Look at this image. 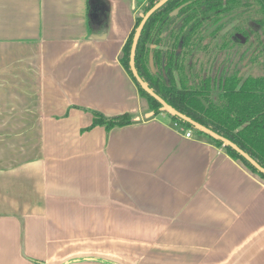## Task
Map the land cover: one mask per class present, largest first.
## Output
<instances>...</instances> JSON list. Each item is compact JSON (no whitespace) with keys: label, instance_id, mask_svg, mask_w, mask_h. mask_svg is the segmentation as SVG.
I'll list each match as a JSON object with an SVG mask.
<instances>
[{"label":"crops","instance_id":"0c3cea01","mask_svg":"<svg viewBox=\"0 0 264 264\" xmlns=\"http://www.w3.org/2000/svg\"><path fill=\"white\" fill-rule=\"evenodd\" d=\"M144 5L0 0V264H264V181L121 64Z\"/></svg>","mask_w":264,"mask_h":264},{"label":"trees","instance_id":"16d2710c","mask_svg":"<svg viewBox=\"0 0 264 264\" xmlns=\"http://www.w3.org/2000/svg\"><path fill=\"white\" fill-rule=\"evenodd\" d=\"M158 1L145 0L143 14ZM181 6L183 7L178 15L170 17L169 14ZM210 14L212 23L204 24L201 17ZM231 14H235V17L219 26L212 35L218 34L232 21L240 20L227 32L220 44L225 47L232 46L233 42L229 37L234 33L246 37L254 35L257 44H260V49L257 50L254 48L253 39L250 41L251 48L258 51V55H253L251 59L255 61L259 55H264V0H169L146 22L136 47L135 68L147 86L168 105L228 139L264 168V75H250L242 81V76H238L237 70L231 73L219 71L213 69L211 64V69L208 70L205 66L199 68L197 60H191L199 41L206 36V27ZM141 18L142 16L136 19L134 28L123 46L121 64L135 84L140 97L146 100L148 109L154 116L165 113L177 124L208 138L215 146L222 147L230 158L264 181V175L233 149L223 146L219 140L163 111L162 106L140 88L131 74L129 55L133 35ZM176 20H181V25L173 30ZM248 22L255 23L258 30L253 31ZM168 31L171 32V43L166 42L162 36ZM258 35L261 36L260 40ZM150 44L168 45L169 49L153 50L149 48ZM151 65L157 70L154 75ZM174 74L177 75L178 82ZM202 100L206 105H203ZM92 116L90 128L103 126L110 130L125 127L133 122L132 116L127 113L106 117L92 112Z\"/></svg>","mask_w":264,"mask_h":264},{"label":"flooded vegetation","instance_id":"af4514ba","mask_svg":"<svg viewBox=\"0 0 264 264\" xmlns=\"http://www.w3.org/2000/svg\"><path fill=\"white\" fill-rule=\"evenodd\" d=\"M182 7L183 6L172 11L169 14L170 17L177 16ZM212 14H210V16L206 15L204 17H201L202 22L204 24H209V23L211 24L213 21ZM229 16H232V17H230V19H228L225 23L233 19L235 17V14H231L226 17H229ZM218 22L206 27V30H205L206 36L202 40L199 41V45H197L196 49L193 52L194 58H191V60L192 61H194V59L197 60L199 68L205 66L207 67L208 70L211 69V67L219 71L225 70L228 73H231L237 70L239 74L238 76H242V81L245 80L250 75H256L253 72L258 70L261 67V64H259L261 62H258V59L264 55H259V57L255 61H251L253 55H258V51H256L255 49L257 50L258 48L260 49V44L258 45L257 41L254 39L255 36L251 35V36L246 37V36H242L239 33H234L232 36L229 37L231 41L233 42V45L232 46L229 45L225 47L222 44H220V42L223 41L222 39L225 35H227V32L230 29H232L236 25V23H239L240 20L232 21V23H230L225 29L220 31L218 34L212 35L219 26L211 32L209 30L214 25H216ZM180 25H181V20H176V22L173 24V30H176ZM248 26L251 27L253 31L258 30V26L255 23L248 22ZM162 36L164 37L165 40H167L166 42L171 43L172 41L171 32L169 31L164 32ZM258 38L260 40L261 36L258 35ZM252 39H253V44H254L255 49H252L250 46V41ZM148 46L149 48L153 50L161 49L163 51H166L167 49H169L168 45L167 46H156L155 44H150ZM210 64L213 66L210 67ZM249 64L253 65L254 68L247 71L246 66ZM156 71L157 70L154 67V65H151V72L153 75L156 74ZM174 75H175L176 81L178 82L177 75L176 74Z\"/></svg>","mask_w":264,"mask_h":264},{"label":"water","instance_id":"95a60500","mask_svg":"<svg viewBox=\"0 0 264 264\" xmlns=\"http://www.w3.org/2000/svg\"><path fill=\"white\" fill-rule=\"evenodd\" d=\"M169 0H159L153 7H151L141 18V21L137 28L135 29L132 43H131V48H130V55H129V68L131 71V74L135 81L138 83L140 88L147 93L149 96H151L154 100H156L161 106L162 110L167 112L168 114L172 116H176L179 119H181L184 122L189 123L193 128H195L198 131H201L202 133L210 136L211 138L215 140H219L222 142L223 146L230 147L233 149L236 153H238L242 158H244L252 167H254L258 172L264 175V168L260 166L254 159H252L247 153H245L243 150H241L237 145L229 141L228 139L214 133L210 129L204 127L203 125L193 121L189 117L181 114L177 110H175L173 107L168 105L162 98H160L157 94H155L148 86L147 84L140 78L138 75L136 68H135V52H136V47L141 35V32L148 21V19L158 10L160 9L164 4H166ZM177 11V10H176ZM230 17H226L222 20H220L216 25H214L209 31L215 30L218 26L224 24ZM203 105H206L204 101H202Z\"/></svg>","mask_w":264,"mask_h":264},{"label":"rangeland","instance_id":"374dc122","mask_svg":"<svg viewBox=\"0 0 264 264\" xmlns=\"http://www.w3.org/2000/svg\"><path fill=\"white\" fill-rule=\"evenodd\" d=\"M138 14H137V16H136V19L138 18V17H141V16H143L144 14V6H141V7H139L138 8ZM258 62H261V63H259V64H261V67L258 69V70H256V71H254L253 73H255L256 75H264V56H261L259 59H258ZM252 68H254L253 67V65H251V64H249V65H247L246 66V70L247 71H249V70H251ZM140 96V95H139ZM142 98V97H141ZM142 99H144V98H142ZM144 102L146 103V106H147V102H146V100L144 99ZM147 108H148V106H147ZM123 240H124V242H126V241H129L130 240V236H129V234H124V236H123ZM122 252H123V256H130V252H131V249H128V248H124L123 250H122Z\"/></svg>","mask_w":264,"mask_h":264},{"label":"built area","instance_id":"2783aa9c","mask_svg":"<svg viewBox=\"0 0 264 264\" xmlns=\"http://www.w3.org/2000/svg\"><path fill=\"white\" fill-rule=\"evenodd\" d=\"M191 136V133L190 132H187L186 133V137H190ZM36 264H43V263H36Z\"/></svg>","mask_w":264,"mask_h":264}]
</instances>
